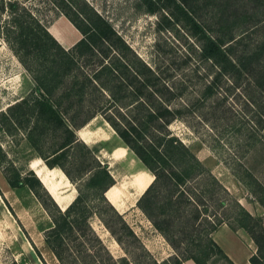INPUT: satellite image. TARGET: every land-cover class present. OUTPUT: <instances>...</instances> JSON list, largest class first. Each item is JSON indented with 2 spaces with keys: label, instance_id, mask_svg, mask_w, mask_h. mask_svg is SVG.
<instances>
[{
  "label": "trees",
  "instance_id": "1",
  "mask_svg": "<svg viewBox=\"0 0 264 264\" xmlns=\"http://www.w3.org/2000/svg\"><path fill=\"white\" fill-rule=\"evenodd\" d=\"M3 1L8 17L0 19V33L33 86L0 110V129L14 133L23 128L46 164L63 170L76 195L61 209L32 169L25 175L3 172L11 186L28 185L49 213L52 226L44 231V240L58 262L138 264L126 255L115 256L91 224V218L97 216L126 251L129 249L122 235L137 239L122 213L105 196L115 183L107 163H101L76 133L100 113L154 173L138 203L177 256L153 264H182L188 258L197 264H235L212 237L223 222L248 233L256 246L251 263L264 264V215L250 211L234 197L169 128L175 118L184 117L185 105L177 106L174 100L185 88L171 85L157 64L151 66L142 59L112 24L84 1L66 0L68 8L63 7L65 0L58 1L61 11L82 33L69 48L25 3ZM139 2L150 13L171 7L170 17L160 12L162 27L181 20L201 39L196 53L198 60L207 63L206 74L210 73L209 66L217 67L204 83L203 96H212L218 77L224 75L235 82L247 78L264 96V29L256 43H246L247 37L262 26L264 0ZM246 137L254 140L255 133L249 131ZM45 146L51 151L50 158L43 156ZM256 169L255 164L240 161L232 166L236 180L248 191L249 201L258 202L264 210V182ZM111 218L115 221L112 224ZM34 249L41 256L35 245ZM9 264L20 263L13 260Z\"/></svg>",
  "mask_w": 264,
  "mask_h": 264
},
{
  "label": "rangeland",
  "instance_id": "2",
  "mask_svg": "<svg viewBox=\"0 0 264 264\" xmlns=\"http://www.w3.org/2000/svg\"><path fill=\"white\" fill-rule=\"evenodd\" d=\"M20 1L47 26L56 22L59 16L68 18L61 11L63 8L59 0ZM70 1L73 3V0ZM74 1H84L104 16L142 59L151 66H159L160 73L165 79L169 78L171 85L178 89L185 88L184 94L174 100L177 106L180 103L185 105L184 117L175 118L169 124L171 132L189 145L234 197L250 211L264 215L258 202L249 201L247 189L236 180L232 171L234 163L239 161L247 165L255 164V173L264 182V96L261 92L245 77L235 82L224 75L218 77L213 95L203 96L201 90L204 83L208 82L217 67L209 66L210 73L206 74L207 63L198 60L196 53L201 39L194 36L181 20H175L169 27H162L164 22L160 18V12L170 17L169 6L150 13L139 0ZM3 2L0 0L1 20L8 17V10L2 7ZM67 5L69 3L65 0L63 7L68 8ZM204 12L206 13L205 10ZM205 13L203 16L207 17ZM259 26L257 32L247 37L248 45L256 43L259 32L264 29V20ZM52 28L55 27L50 29ZM79 35L82 36V33L76 28L70 40H75ZM32 86L33 81L26 69L0 33V110L24 96ZM90 121L86 126H96L98 135L95 143L86 144L93 149L101 163H107L115 179L114 184L124 191L123 184L130 181L136 184L134 180L137 176L154 179V173L121 140L103 115L98 113ZM249 131L255 133L254 140L246 137ZM25 133L23 128L14 130V133L0 129V168L11 175L16 171L25 175L31 169L28 165L30 158L39 155ZM116 145L121 146L118 157L111 153ZM41 150L44 157L50 158L51 151L48 147H42ZM190 184H194L193 181ZM140 197L141 195L136 196L132 191L125 199L128 208L120 212L137 236L134 239L128 234L122 235L121 239L128 251L95 215L91 218L93 228L115 256L126 255L129 260L135 259L138 264H153L154 261L160 262L170 256H177L175 249L138 203ZM114 222L111 218L110 223ZM0 232V264H9L13 260L20 264H60L44 245L37 246L41 256L33 249L32 241L30 246L34 252L31 253L30 249L25 248V239L1 199ZM128 264L134 263L130 261Z\"/></svg>",
  "mask_w": 264,
  "mask_h": 264
},
{
  "label": "crops",
  "instance_id": "3",
  "mask_svg": "<svg viewBox=\"0 0 264 264\" xmlns=\"http://www.w3.org/2000/svg\"><path fill=\"white\" fill-rule=\"evenodd\" d=\"M69 22L70 21L68 18L59 16L56 22H52L48 26V30L66 48H69L81 38V35H79L75 40H70V37L75 34L76 28L71 22L70 26ZM51 27H55V29H57L59 36L51 31ZM83 127L87 126L85 125ZM95 130H93V143H95L98 135ZM116 146L118 149H121V146ZM29 161H31V158ZM115 186H117V184H113L108 188V190L105 192L106 196L112 189H114ZM126 188L128 191L132 190L135 192L136 190L135 188L131 187V185L127 186ZM0 199L2 204L6 207V210L13 216L17 227L22 233L25 239L23 243L25 248L30 249L29 252L33 253L35 249L33 248V250L32 247L34 246H30L32 241L34 245L36 244L35 247L41 244L44 245L45 248L49 249L44 240V231L52 226V219L49 213L28 185L11 186L1 168ZM116 202L119 201L116 200ZM1 235L2 234L0 232V238ZM212 237L235 264H252L249 258L256 251V246L253 239L246 231L241 228L233 229L228 223L223 222L212 232ZM182 264L197 263L193 259L188 258L184 259Z\"/></svg>",
  "mask_w": 264,
  "mask_h": 264
},
{
  "label": "bare ground",
  "instance_id": "4",
  "mask_svg": "<svg viewBox=\"0 0 264 264\" xmlns=\"http://www.w3.org/2000/svg\"><path fill=\"white\" fill-rule=\"evenodd\" d=\"M51 31L58 35L57 29L52 28ZM95 129L96 126L94 125L83 127L78 132V137L81 138L87 144L93 143V130ZM119 151L120 149H118L117 146H114L111 153L114 152V155L118 157ZM32 157L31 161H29L28 163L29 167L34 170L35 174L49 188V190L57 199L59 204L64 208L67 207L68 203L76 195V189L74 185L58 166L51 168L46 164V162L41 156L35 155ZM134 181L136 182V184H134L132 181L126 182L125 185L123 184L124 191L122 190V188L120 189V187L117 185L107 194L109 201L119 212H124L128 208L126 206L125 199L129 197V195L132 193V190L128 191L126 187L131 185V187L136 189V196H139L142 195L143 191L148 187L152 179L145 178L143 176H137ZM116 200H118L119 202H116Z\"/></svg>",
  "mask_w": 264,
  "mask_h": 264
},
{
  "label": "water",
  "instance_id": "5",
  "mask_svg": "<svg viewBox=\"0 0 264 264\" xmlns=\"http://www.w3.org/2000/svg\"><path fill=\"white\" fill-rule=\"evenodd\" d=\"M87 123H88V122H87ZM87 123H86V124H87ZM86 124H85V125H86ZM78 132H79V129L76 131V133L78 134ZM59 168H60V167H59ZM60 169H61V168H60ZM61 170H62V169H61ZM62 171H63V170H62ZM65 175H66V174H65ZM38 178H39V177H38ZM39 180L41 181L40 178H39ZM41 182H42V181H41ZM43 185H44V187L46 188V190L49 192V194L52 196V198L55 200V202L59 205V207H60L61 209H65L66 207L64 208V207H62V206L59 204V202H58L57 199L54 197V195L51 193V191L49 190V188H48L45 184H43ZM105 196H106V193H105ZM106 197H107V196H106ZM73 199H74V198H73ZM73 199H72V200H73ZM72 200H71V201H72ZM71 201H70V202H71ZM70 202H69V203H70ZM69 203H68V204H69ZM67 206H68V205H67Z\"/></svg>",
  "mask_w": 264,
  "mask_h": 264
}]
</instances>
